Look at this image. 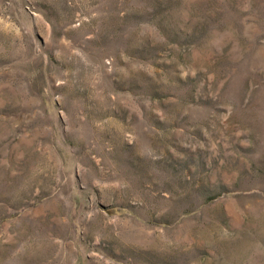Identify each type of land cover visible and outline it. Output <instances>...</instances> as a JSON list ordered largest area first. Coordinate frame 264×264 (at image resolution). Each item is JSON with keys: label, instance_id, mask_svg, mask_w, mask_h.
Instances as JSON below:
<instances>
[{"label": "rangeland", "instance_id": "374dc122", "mask_svg": "<svg viewBox=\"0 0 264 264\" xmlns=\"http://www.w3.org/2000/svg\"><path fill=\"white\" fill-rule=\"evenodd\" d=\"M0 264H264V0H0Z\"/></svg>", "mask_w": 264, "mask_h": 264}]
</instances>
